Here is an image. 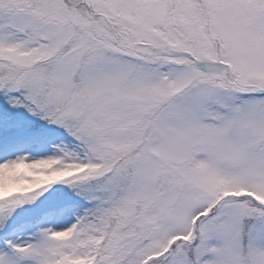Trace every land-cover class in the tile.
Returning a JSON list of instances; mask_svg holds the SVG:
<instances>
[{
	"label": "snow or ice",
	"instance_id": "obj_1",
	"mask_svg": "<svg viewBox=\"0 0 264 264\" xmlns=\"http://www.w3.org/2000/svg\"><path fill=\"white\" fill-rule=\"evenodd\" d=\"M0 264H264V0H0Z\"/></svg>",
	"mask_w": 264,
	"mask_h": 264
}]
</instances>
